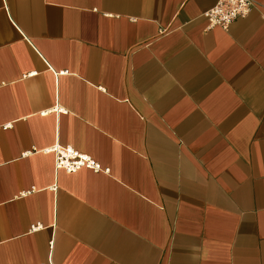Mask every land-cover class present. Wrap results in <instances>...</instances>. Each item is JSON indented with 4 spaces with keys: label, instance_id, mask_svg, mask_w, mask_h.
Segmentation results:
<instances>
[{
    "label": "crops",
    "instance_id": "crops-1",
    "mask_svg": "<svg viewBox=\"0 0 264 264\" xmlns=\"http://www.w3.org/2000/svg\"><path fill=\"white\" fill-rule=\"evenodd\" d=\"M217 2L0 0V264H264V0Z\"/></svg>",
    "mask_w": 264,
    "mask_h": 264
},
{
    "label": "built area",
    "instance_id": "built-area-1",
    "mask_svg": "<svg viewBox=\"0 0 264 264\" xmlns=\"http://www.w3.org/2000/svg\"><path fill=\"white\" fill-rule=\"evenodd\" d=\"M254 6L255 0H218L213 8L204 13V17L209 28L219 26L227 29L235 20L247 17ZM51 152L55 153L58 170L63 169L68 173H75L82 168L102 171L100 164L91 156L79 153L71 147L57 145Z\"/></svg>",
    "mask_w": 264,
    "mask_h": 264
}]
</instances>
